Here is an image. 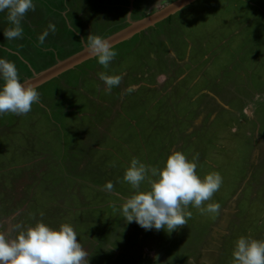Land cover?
<instances>
[{"label":"rangeland","instance_id":"374dc122","mask_svg":"<svg viewBox=\"0 0 264 264\" xmlns=\"http://www.w3.org/2000/svg\"><path fill=\"white\" fill-rule=\"evenodd\" d=\"M176 1L33 0L21 39L5 38L0 12V58L27 82L89 34L107 40ZM112 47L108 68L91 57L34 85L40 100L27 114L0 115V232L69 224L88 264H233L241 236L264 240V0H196ZM101 72L121 84L106 91ZM174 151L198 153L201 178L219 172L203 206L220 212L189 205L187 225L170 233L126 223L131 160L162 168Z\"/></svg>","mask_w":264,"mask_h":264},{"label":"clouds","instance_id":"9594fccd","mask_svg":"<svg viewBox=\"0 0 264 264\" xmlns=\"http://www.w3.org/2000/svg\"><path fill=\"white\" fill-rule=\"evenodd\" d=\"M35 8L33 0H0V12L7 11V20L12 25L4 31L8 41L23 38L22 21ZM50 31L53 34L56 31L51 23L48 30L38 37L39 44L45 43ZM85 47L105 69L117 55L108 40L92 34L87 36ZM122 78V75L99 73V79L108 92L118 87ZM0 79L4 81L0 87V115H25L31 111L33 104L39 102L37 88L20 81L13 62L0 58ZM132 90L128 89L129 92ZM198 159V153L190 161L181 151H174L167 157L164 166L157 168L133 158L123 177L136 190L121 206L126 223L134 221L145 230L164 229L170 233L187 225L192 216L191 211H187L189 205L199 210L201 215L218 214L219 203L203 205L219 191L223 178L219 172L201 178L196 172ZM145 181L148 188L141 190ZM113 187L112 182L105 184L106 191L111 192ZM232 255L233 264H264V240L241 236L235 242ZM88 259L87 251L78 242L77 233L69 224H62L54 230L38 222L18 231L14 238L0 232V264H88Z\"/></svg>","mask_w":264,"mask_h":264},{"label":"water","instance_id":"95a60500","mask_svg":"<svg viewBox=\"0 0 264 264\" xmlns=\"http://www.w3.org/2000/svg\"><path fill=\"white\" fill-rule=\"evenodd\" d=\"M196 0H177L174 3H170L169 5L165 6L161 10L157 11L153 15L149 17H145L144 20L132 21L129 20L130 26L127 29L122 30L118 34L113 35L109 39H107L110 44L113 46L127 38H130L136 33H139L149 27L154 26L156 23L170 17L171 15L175 14L185 6L192 4ZM89 52L87 51L86 47L81 52L73 55L72 57L60 61L53 67L47 69L44 72H41L40 75L35 76L34 78L28 80L27 82L34 85H41L44 82L54 78L56 75L63 73L67 70L74 68L75 66L81 64L83 61L91 58Z\"/></svg>","mask_w":264,"mask_h":264}]
</instances>
